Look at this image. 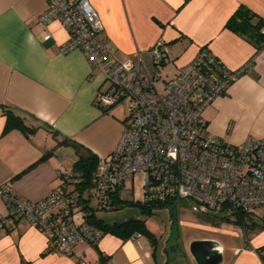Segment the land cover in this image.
Here are the masks:
<instances>
[{
	"label": "crops",
	"instance_id": "crops-1",
	"mask_svg": "<svg viewBox=\"0 0 264 264\" xmlns=\"http://www.w3.org/2000/svg\"><path fill=\"white\" fill-rule=\"evenodd\" d=\"M89 1L102 18V36L119 61H136L140 53L145 62L152 57L150 49L164 40L168 63L161 82L175 77L203 48L233 71L251 63L247 73L205 108L201 120L207 133L226 143L239 145L250 135L264 138V48L257 51L247 38L226 27L241 6L264 20V0ZM47 8L46 0H0V185L12 187L32 203L57 190L60 175L74 173L80 159H102L112 153L128 118L118 106L107 112L98 107L95 99L103 77L81 50L59 53L69 33L58 21L48 27L52 40L44 42L39 18ZM12 115L21 118L25 130L7 129ZM76 177L69 182L78 181ZM70 183V191L78 188ZM94 201L92 189H85L75 209V216L83 215L79 224L93 212L98 218ZM179 205L168 208L177 206L179 211ZM194 214V223L179 215L172 220L170 232L177 222V238L149 222L151 215L146 214L142 238L133 242L109 233L96 246L76 245L75 252L87 264H196L190 245L212 240L223 247V264H264L261 211L244 217ZM7 215L6 203L0 200V217ZM184 228L193 232L184 236ZM80 260L50 247L37 226L0 227V264H80Z\"/></svg>",
	"mask_w": 264,
	"mask_h": 264
},
{
	"label": "built area",
	"instance_id": "built-area-1",
	"mask_svg": "<svg viewBox=\"0 0 264 264\" xmlns=\"http://www.w3.org/2000/svg\"><path fill=\"white\" fill-rule=\"evenodd\" d=\"M46 1L48 8L39 18L44 42L52 40L48 27L58 21L69 33L59 53L81 50L103 77L95 99L98 107L107 112L127 105L121 138L112 153L99 159L94 173L92 191L98 210H116L129 191L127 184L142 174L143 203L151 206L188 199L197 213L206 209L247 216L261 211L264 216V138L250 135L239 145L226 143L207 133L201 120L205 108L247 73L251 63L233 71L201 50L175 77L161 82L168 63L163 39L150 49L154 63L150 75L140 53L136 61L115 57L102 36L103 20L89 0ZM60 176L58 189L35 203L0 185V200L8 209V215L0 217V227L37 226L50 247L80 260L75 246H96L106 234L86 220L76 222L80 192L65 185L72 174ZM142 237L135 232L130 240ZM80 264L87 263L80 260Z\"/></svg>",
	"mask_w": 264,
	"mask_h": 264
},
{
	"label": "trees",
	"instance_id": "trees-1",
	"mask_svg": "<svg viewBox=\"0 0 264 264\" xmlns=\"http://www.w3.org/2000/svg\"><path fill=\"white\" fill-rule=\"evenodd\" d=\"M226 27L236 34L247 38L254 46H256L257 51H260L264 48V34L261 33L262 28H264V20L257 18L256 14L250 10L247 6H241L239 7L236 12L233 14V16L227 21ZM207 50L208 49H202ZM212 54L211 52H209ZM213 55V54H212ZM214 56V55H213ZM215 57V56H214ZM9 124L7 129L11 128H18L25 130L26 127L24 126L21 118L15 117V116H9ZM99 158L97 156L88 158V159H80L76 162L74 166V173H72V177L74 178L79 177L78 181L74 180L71 183H76L78 188L73 190H78L80 192V199L82 200V193L86 189L87 191H91L93 188L92 182L94 178L95 170L99 164ZM76 177V178H77ZM68 179L65 182V185L68 187L69 185ZM70 183V184H71ZM69 188V187H68ZM71 190V191H73ZM70 191V190H69ZM121 202L120 206L116 209L118 210L120 207H123L125 205H135L139 207L142 212L145 214L153 215L157 209H165L168 207L167 205L158 204L157 206H151L150 204L143 203V201H125L124 199H120ZM81 203V201H80ZM80 203L77 205V207L80 205ZM76 207V208H77ZM87 207V206H86ZM75 208V209H76ZM96 209L98 210V203ZM75 211V210H74ZM96 211V210H93ZM239 217H244L243 214H238ZM88 223L92 224L96 228L101 229L104 234H115L117 236H120L121 238H129L134 235L135 232L142 233L143 236L146 234V220H139V219H133L126 222L121 223H113V224H107L106 222L102 221L101 219L96 218L95 213L87 214L86 219Z\"/></svg>",
	"mask_w": 264,
	"mask_h": 264
},
{
	"label": "rangeland",
	"instance_id": "rangeland-1",
	"mask_svg": "<svg viewBox=\"0 0 264 264\" xmlns=\"http://www.w3.org/2000/svg\"><path fill=\"white\" fill-rule=\"evenodd\" d=\"M145 63L147 66V71L150 75L154 74V63H152V57H150L149 59H145ZM127 105L126 104H122L120 106H118L119 112L122 114V116L124 118L127 117L128 112L126 110ZM142 180H143V175L142 174H137L134 178L133 181H131L130 183H128V189L129 191L126 192V195H124V197H126L124 200L125 201H132V200H136V201H143L144 196H143V184H142ZM96 202L94 201L92 203V206L94 208H96ZM192 205L193 202L188 200V199H183L181 200V203L179 205V211H178V207L177 206H171V207H166L165 209H157V211L151 215L148 220H150L149 222H153L156 225L161 226L162 228H164V232L167 234H170L172 232L173 236L176 235L175 237L177 238L178 236V231H176V227H177V222L175 223V226L173 228V231L170 232V227L172 225V220L173 219H177L178 215H179V219H183L191 222H197V216H195L194 212L192 211ZM203 211H207L206 209ZM209 212V211H207ZM212 213V212H211ZM97 217L104 220L105 222L109 223H121V222H126L129 220H133V219H145L148 216L146 215V213L144 214L142 212V210L135 206V205H125L123 207H120L118 210H108V211H103V210H97L96 211ZM76 222L80 223L83 219V215L81 213H76L75 216ZM204 221L200 220L198 223H203ZM191 229V228H190ZM188 228H184L183 229V235L186 236L189 232H193L192 230H190ZM170 236V235H169ZM173 241V240H172ZM176 241V240H174ZM180 250V249H178ZM176 249V252H178V255H180V252ZM175 255L174 256L178 259V260H183L184 258H182V256H178ZM185 260V259H184Z\"/></svg>",
	"mask_w": 264,
	"mask_h": 264
},
{
	"label": "water",
	"instance_id": "water-1",
	"mask_svg": "<svg viewBox=\"0 0 264 264\" xmlns=\"http://www.w3.org/2000/svg\"><path fill=\"white\" fill-rule=\"evenodd\" d=\"M196 264H223L224 254L223 247L220 243L207 241H194L189 248Z\"/></svg>",
	"mask_w": 264,
	"mask_h": 264
}]
</instances>
